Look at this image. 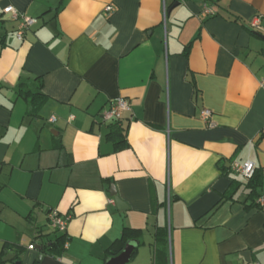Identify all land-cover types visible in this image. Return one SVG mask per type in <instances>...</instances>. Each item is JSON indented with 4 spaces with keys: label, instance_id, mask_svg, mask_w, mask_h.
<instances>
[{
    "label": "crops",
    "instance_id": "crops-1",
    "mask_svg": "<svg viewBox=\"0 0 264 264\" xmlns=\"http://www.w3.org/2000/svg\"><path fill=\"white\" fill-rule=\"evenodd\" d=\"M8 6L39 20L22 40ZM256 17L264 0H0V264H107L125 228L143 233L128 264H264V212L233 170L264 175ZM36 78L31 116L18 89ZM118 98L131 112L103 124ZM52 210L69 218L60 258L38 250Z\"/></svg>",
    "mask_w": 264,
    "mask_h": 264
},
{
    "label": "trees",
    "instance_id": "trees-1",
    "mask_svg": "<svg viewBox=\"0 0 264 264\" xmlns=\"http://www.w3.org/2000/svg\"><path fill=\"white\" fill-rule=\"evenodd\" d=\"M235 22H238V19H234ZM33 86L29 81L21 82L19 84L18 94L26 100L29 106V114L32 116H36L38 114L39 109L44 103L45 96L42 94L43 90V80L36 78L33 81ZM108 137L115 143L117 149L125 148L127 145L126 135L122 128L118 127V125L110 126V133ZM238 185V188H233L231 192L226 193L224 199H231L233 194L237 192V190L241 187ZM245 190L248 192L249 199L252 200V205L257 208L256 204L257 199L261 196L262 192L259 193L264 188V175L260 169H256L254 177L243 184ZM157 234L158 241H160V233L164 234L162 230L158 231ZM56 235L55 240L50 245L42 246V254L50 255L54 258H60L66 251L65 244L67 242L66 235H59L57 231L54 232ZM143 233L141 230L125 228L122 236L115 241V243L111 246V248L107 251V260L119 256L125 249L126 245L130 242L138 243L135 251L133 252L132 258L137 254V249L143 243ZM160 249V244L157 245Z\"/></svg>",
    "mask_w": 264,
    "mask_h": 264
},
{
    "label": "built area",
    "instance_id": "built-area-1",
    "mask_svg": "<svg viewBox=\"0 0 264 264\" xmlns=\"http://www.w3.org/2000/svg\"><path fill=\"white\" fill-rule=\"evenodd\" d=\"M107 12H113L114 8L112 6H109L106 8ZM3 14L9 15L11 19L19 24V28L17 31V36L20 40L24 38V35L28 30H30L32 27L36 26L39 22L36 18H31L26 16L24 13H21L13 6H8L3 10ZM206 14L207 15H213L214 12L211 9L206 8ZM251 28L259 31L264 35V28L262 27V18L256 17L252 23ZM264 88V84L262 85ZM132 106L131 103L124 99V98H118L111 102L109 107L102 113L101 115V122L103 124H112L116 122H120L123 119L124 114L131 112ZM201 117L203 120H205L208 123L209 127H214V123L212 122V112L209 110H204L201 113ZM56 118L52 117L50 119V123H55ZM256 166L251 161L246 162H238L235 161L233 163V170L235 173L242 176L246 181L251 180L256 172ZM256 204L258 207L264 212V193L261 194V196L257 199ZM49 225L54 231H57L59 234H63L67 230V226L69 223V218L62 217L56 210L50 211L49 215ZM65 248H67V243L65 244ZM30 250H34V245H31L29 247Z\"/></svg>",
    "mask_w": 264,
    "mask_h": 264
},
{
    "label": "water",
    "instance_id": "water-1",
    "mask_svg": "<svg viewBox=\"0 0 264 264\" xmlns=\"http://www.w3.org/2000/svg\"><path fill=\"white\" fill-rule=\"evenodd\" d=\"M260 38L264 41V35H260ZM114 188V187H113ZM111 196L114 198L115 203L119 209H125V205L119 200L117 197V194L115 192H111ZM138 246V243L136 242H130L126 245L124 251L117 257L111 258L107 261V264H128L133 256V252L135 251L136 247ZM39 251H42L41 247H38ZM248 253L243 254V257L247 259ZM15 258L14 255H7V257L4 259L5 261H10ZM43 258V255L39 256L38 262L41 261Z\"/></svg>",
    "mask_w": 264,
    "mask_h": 264
},
{
    "label": "rangeland",
    "instance_id": "rangeland-1",
    "mask_svg": "<svg viewBox=\"0 0 264 264\" xmlns=\"http://www.w3.org/2000/svg\"><path fill=\"white\" fill-rule=\"evenodd\" d=\"M53 230H54V229H52V228L50 229L51 232H52ZM54 232H55V231H53L52 233H54Z\"/></svg>",
    "mask_w": 264,
    "mask_h": 264
}]
</instances>
